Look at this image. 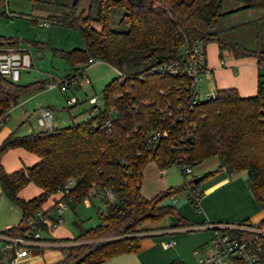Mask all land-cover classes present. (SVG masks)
<instances>
[{
  "label": "trees",
  "instance_id": "trees-1",
  "mask_svg": "<svg viewBox=\"0 0 264 264\" xmlns=\"http://www.w3.org/2000/svg\"><path fill=\"white\" fill-rule=\"evenodd\" d=\"M78 1L67 4L57 14L47 15V20L76 28L81 36V47L60 50L59 56L73 71L92 58L120 74L101 88L102 106L93 115L49 130L18 133L13 129L0 141V157L7 149L20 146L38 158L30 166L9 172L0 164V190L20 210L19 221L0 232H29L26 222L34 210L71 180L67 194L72 204L86 196L88 205H93L90 197L97 196V221L90 226L77 223L75 236L55 239L66 244L61 247L63 256L51 264H99L114 255L134 252L146 233L139 226L141 221L157 220L168 214L169 227L183 224L175 208L161 202L180 189L196 187L191 184L200 179H184L179 185L146 198L139 187L141 169L148 161L159 169L176 164L185 175L181 164L192 166L216 156L219 166L228 171H245L257 207L264 208L263 96L258 83L253 95L241 96L234 87H222L216 88L213 96L196 98L190 103L191 89L184 76L154 70L163 61L183 59L181 51L194 40L202 45L197 61L203 67L205 44L210 41L216 43L219 58L225 49L234 57L252 56L256 64L260 63L264 60V48L245 47L220 37L221 30L213 26L222 16L236 10L255 7L264 11V0H238L239 6L226 11H221L222 0H97L94 15L89 6L78 9ZM4 2L0 0V14L4 13ZM113 8L122 11L115 28L110 25ZM15 43L16 39L0 35V45ZM48 83L36 80L18 84L0 75V114L21 95ZM106 120L109 128L104 125ZM186 128L189 136L184 133ZM150 129L165 130V135L147 143L146 132ZM28 182L38 186L39 193L27 199L18 197L16 191ZM91 188L94 191L90 196ZM105 190L113 198H107ZM259 221L263 222L264 216ZM244 222L248 221L237 223ZM38 224L44 228L42 222ZM6 253L3 264H7L13 251ZM167 264L182 262L171 259Z\"/></svg>",
  "mask_w": 264,
  "mask_h": 264
},
{
  "label": "rangeland",
  "instance_id": "rangeland-1",
  "mask_svg": "<svg viewBox=\"0 0 264 264\" xmlns=\"http://www.w3.org/2000/svg\"><path fill=\"white\" fill-rule=\"evenodd\" d=\"M96 2L97 0H79L77 8L86 9L89 6L90 13L94 15ZM67 4H70V0H5L2 7L4 13L0 14V35L16 39V46L24 49L29 55V65L19 68L16 83L26 84L36 80L52 83L51 87L45 85L25 96L21 95L12 107L7 108L6 116L12 117L15 113L23 116L24 113L33 123L36 114L34 110L38 106H49L56 120V126L81 120L88 115L90 106L86 97L95 95L99 101L103 85L117 75L118 70L100 60H95L85 67L89 83L81 84L77 78L78 80L71 82L63 90L58 87V81L63 79L65 74H73V67L68 65L58 52L82 46L81 36L76 28L47 20V15L63 11ZM239 5L238 0H222L221 11L236 8ZM251 9V11L254 9L257 11L258 8ZM248 11L250 10L228 13L222 16L213 28L221 30L220 37L238 41L245 47H253L256 43L259 48H264V19L262 21L250 20L256 15L246 17ZM121 12L119 8L111 9V27H117ZM39 20H45L47 24L39 25ZM246 20L250 21L245 22ZM255 23H257L256 26ZM92 25L98 27L96 22H92ZM210 43H207L206 48L211 47ZM224 50L221 51L222 54L226 52ZM202 79L201 82H196L197 90H201L200 94L205 92L202 91L203 89L208 90L209 87L208 79L203 77ZM66 96H74L77 101L72 105H66ZM23 123L25 125L24 121ZM190 168V173L182 175L176 164L164 167L163 173H159V168L153 161H148L143 165L139 192L144 197L149 198L161 189L175 187L183 179L194 176L200 179L191 185L196 186L200 192L198 211L187 198V188L180 189L173 194L174 196L170 195L162 200V204H170L175 208V212L183 223L180 228L172 230L169 227L168 214H163L157 220L145 219L140 222L139 226L144 228L146 233L140 237L137 254L133 256V259H138L140 264H167L171 259H177L185 264H197V257L208 250L212 229L190 225L200 223L206 218L216 223L228 222L229 220L226 219H211L208 216L210 214L217 216L240 214L241 207L245 206L246 202L243 204L242 196H245V193H248L251 201L253 200L244 170L228 171L223 166H219L216 156L207 157ZM207 172L210 173L207 174ZM95 205L96 201L93 205L84 206L81 201L72 204L67 200L61 213L64 221L54 226L53 231L73 237L78 232L77 223L82 226L93 225L97 221L94 212ZM257 209L259 213H264L263 208ZM171 218L175 219L173 215ZM238 220L235 221L239 222ZM170 239L174 240V244L165 247L163 243ZM194 249L198 250L197 254L192 253ZM119 257L122 256L108 259H119ZM108 259L105 260L106 262L103 261V264H109L112 261Z\"/></svg>",
  "mask_w": 264,
  "mask_h": 264
},
{
  "label": "built area",
  "instance_id": "built-area-1",
  "mask_svg": "<svg viewBox=\"0 0 264 264\" xmlns=\"http://www.w3.org/2000/svg\"><path fill=\"white\" fill-rule=\"evenodd\" d=\"M39 25H46L45 20H39ZM202 53V45L199 41L194 40L189 47L183 48L181 54L183 59H172L163 61L154 67V70L159 73H167L170 75H182L187 79L186 85L191 89L190 103H193L196 98H206L214 95V91H206L203 94L196 88V82L201 81L202 74L206 72V66H202L197 61V54ZM95 60L88 58L85 65L93 63ZM29 65V55L24 49L13 46L0 45V75L9 78L10 80H17L19 75V68ZM85 65L78 66L72 75L64 77L58 81V87L63 90L69 86L73 81L78 80L81 84L89 83V79L85 74ZM256 82L262 92V107L261 118L264 120V60L256 64ZM118 74L119 71H118ZM47 85H52L49 82ZM162 90L159 89V92ZM201 95V97H200ZM90 104L88 114L93 115L98 107L102 106L101 99L98 101L95 95L86 97ZM74 96L65 98L66 105H72L76 102ZM10 105L8 108L12 107ZM166 107H164L165 109ZM6 110L0 114V124L6 117ZM52 111L48 107H41L38 115L35 118V124L40 129L49 130L54 126L52 120ZM104 125L109 128V121H104ZM191 127V125H189ZM186 136H189V128L184 131ZM159 135H165V130L150 129L146 132V142L150 143ZM181 169L184 174L190 173L191 168L188 164H181ZM159 173H163V168L159 169ZM71 180H68L60 191L63 197L57 198L52 204V216L49 218V224L54 226L61 224L63 218L61 213L66 206L67 200L70 196L67 194ZM94 189H89L88 194L91 196ZM107 198L112 195L109 190H105ZM174 196V195H173ZM199 189L197 187L188 188L187 198L193 204L196 211L198 205ZM174 198V197H173ZM87 200L85 196L83 198ZM45 214L40 208L34 210L33 215L27 219V224L30 225V231L22 235H7L0 234L3 243L0 246V256L9 249H12L13 255L9 259V264H15L17 257L22 256L26 252V247L31 245H45L40 239L41 226L38 224L44 220ZM189 226V225H188ZM192 227L210 228L212 229L211 236L208 241V250L197 257V264H264V221L259 220L255 222L244 223H213L210 221H203ZM172 230L180 228V226L170 227ZM174 228V229H173ZM174 244V240L170 239L163 243L164 246L169 247ZM193 254H197L198 250L194 249Z\"/></svg>",
  "mask_w": 264,
  "mask_h": 264
},
{
  "label": "crops",
  "instance_id": "crops-1",
  "mask_svg": "<svg viewBox=\"0 0 264 264\" xmlns=\"http://www.w3.org/2000/svg\"><path fill=\"white\" fill-rule=\"evenodd\" d=\"M240 10H250L248 11V13H246L247 15L246 17H252L253 15H256L255 18H252L250 20L262 21L264 19V11L261 8L256 9L257 11H255V9L254 11H251L252 10L251 8L248 9L245 8ZM250 20H246L245 22ZM256 25L257 23H255V26ZM210 42H211L210 48H206L207 43L205 44V64L207 70L202 74L203 78L208 79L209 87L208 90L203 89L202 91L206 92V91H214L216 88L234 87L237 93L241 96L253 95L256 92V75H257L255 58L252 56L234 57L232 54H230L227 51L224 54L221 53L222 58H219L218 57L219 52L216 43L213 41ZM3 46L18 47L16 46V43L13 45L4 44ZM255 46L258 47L256 43L254 44L253 47ZM202 77H201V81L203 80ZM47 86L51 87L52 85H47ZM199 92H201V90ZM41 107H48L51 110L49 106H38V108L34 110L36 114L34 116V121H32L33 123H31V121L29 120V116L25 115L24 113L23 116H19V114L17 113L13 114L12 117L6 116L3 122L0 124V141L13 129H16L18 133H26L30 130L39 129L35 124V118L38 115L39 109ZM52 118H53L52 120L54 126H56V120L54 119L53 113H52ZM23 121L25 122V125ZM37 159H38L37 156L34 155L33 153L27 151L26 149L20 146H16L7 149L1 155L0 164L6 172H9L18 168L30 166L31 164L35 163ZM39 191L40 188L38 186H36L32 182H28L16 191V195L23 199H27L38 194ZM60 196H61L60 191L49 194L47 198L44 200V202L40 204L39 207L44 212L46 217L44 218V220H42V224L44 228H42L40 232V239L41 241L44 242L45 245L38 244V245H31L26 247L25 254L17 257L15 264H51L53 262H56L63 256L64 251L61 249V247L66 243L63 241H56L55 239L70 238V236L65 234L55 233V230L53 231L54 229L53 227L60 224L54 226L49 224V218H51L52 216V212H51L52 204ZM245 196H242L243 204L245 201L246 202L244 204L245 206H243L244 208L241 207L242 212L240 214L234 216L231 214H227L225 216L222 215L217 216L214 214H210L208 217L211 219L229 220L226 223H237L235 221L237 219H239L238 220L239 222L241 220L255 222L260 218H262L264 216V213L263 214L261 212H260L261 214L259 213L257 209L258 207L254 199L251 201L248 193H245ZM90 199L93 200V202L94 201L97 202L96 195L90 197ZM81 202L84 204V206L85 205L87 206L88 198L87 200L82 199ZM19 219H20V210L15 205H13L3 195V193L0 190V231L9 226L15 225L19 221ZM204 221L213 222V220L211 221L208 218H206ZM2 243H3V239L0 237V246L2 245ZM136 252L137 250L134 252L114 255L110 258L117 256H122V257H119V259H108V260H112L109 264H140L138 259H133L134 258L133 256L137 254ZM6 258H7V253L6 252L2 253V255L0 256V264H3ZM8 261L7 264H9ZM103 263L104 262L99 264H103ZM182 263L185 264L184 262Z\"/></svg>",
  "mask_w": 264,
  "mask_h": 264
},
{
  "label": "water",
  "instance_id": "water-1",
  "mask_svg": "<svg viewBox=\"0 0 264 264\" xmlns=\"http://www.w3.org/2000/svg\"><path fill=\"white\" fill-rule=\"evenodd\" d=\"M131 1H132V0H131ZM75 2H76V0H70V4H74ZM193 181H194V182H196V181H197V179H196V178H194V179H193Z\"/></svg>",
  "mask_w": 264,
  "mask_h": 264
}]
</instances>
